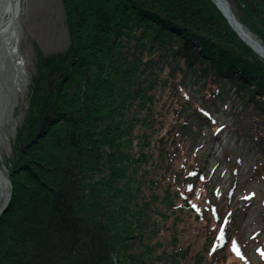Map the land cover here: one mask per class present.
I'll return each mask as SVG.
<instances>
[{"label":"trees","instance_id":"trees-1","mask_svg":"<svg viewBox=\"0 0 264 264\" xmlns=\"http://www.w3.org/2000/svg\"><path fill=\"white\" fill-rule=\"evenodd\" d=\"M228 1L264 44V0ZM63 6L69 44L40 59L31 84L24 153L13 154L12 200L0 220V264H249L237 234L220 242L222 220L232 218L235 203L210 179H198L203 132L190 118L210 129L215 124L178 91L176 64L198 72L205 87L206 65L213 67L207 61L216 55L249 66L241 71L246 82L229 76L244 108L240 118L251 123L245 136L262 155L258 174L264 66L208 0H63ZM172 28L198 40L209 58L175 49V41L186 42L167 35ZM213 61L220 73L224 63ZM161 76L176 94L160 102L150 92ZM45 117L48 125L36 137Z\"/></svg>","mask_w":264,"mask_h":264},{"label":"rangeland","instance_id":"rangeland-1","mask_svg":"<svg viewBox=\"0 0 264 264\" xmlns=\"http://www.w3.org/2000/svg\"><path fill=\"white\" fill-rule=\"evenodd\" d=\"M208 1L214 6L227 26H230L226 19L227 17L221 10L211 0ZM224 1L231 6L228 0ZM232 13L240 25L246 28L238 20L235 10ZM66 17L63 0H24L23 14L16 25V36L13 39V46L16 52L12 55H6V71L3 70L0 74L3 89V93H0V98L2 97L0 102V165L7 173H11L14 152L19 149L20 154L24 153L23 139L25 134L21 127L27 124L31 109L33 108V106H30L31 99H33L30 88L34 79H37L39 61L42 57L64 53L67 50L69 35ZM230 30L247 51L256 55L252 48L248 47L237 36L233 28ZM166 34L179 35L186 42L184 43L186 45H184L181 41H175L176 44L173 45L175 49L183 46L185 49L187 48L191 57L195 54L201 55L204 59L209 58L202 50L203 45L201 46L200 42L195 38H187L184 33L174 28L171 31H167ZM173 40H176V38H173ZM261 44L264 47V44ZM151 46H156V44L152 43ZM188 46L191 47V50ZM146 48L149 49V47ZM167 57V62H172L171 55ZM216 58L217 61L224 63L225 67L223 69L228 68L232 73L228 70L224 72L222 69L220 73L214 74L215 71L220 70L214 66H219V64L213 61ZM215 59L211 58L207 61V63H213V67L210 70L207 67L208 65H206V68L204 67L207 69L208 75L206 76L209 79V85L206 87L200 74H197L198 72L190 75L191 73H187L186 69H183V62L176 64L174 63L176 61H174L171 65L176 64V67H178L176 73L177 79H175V83L179 85L178 91L181 92L182 90L190 98L192 97L194 101L193 107L206 110L210 114L211 119L213 121L216 120L217 127L221 129L219 133L213 134L214 126H211L210 129L209 125L197 120L195 116L190 118L193 126L197 127V125H200L199 128L203 132L200 138L202 148H200L201 150L197 154L200 169L204 174L210 173L209 176H211L213 185H218L224 192L233 182H236L242 188V191H240V187H238L234 195L238 203L235 206L234 225L231 231L236 230L238 233L241 231L238 237H240L241 241L248 242L249 257L252 263L259 264L261 256L257 250L261 248L264 251V172L261 175H257L255 173L257 166L255 165L260 158L262 159V155L256 142L250 141L245 136L247 130L251 127V123L249 122V118H240L241 114L239 113H242L244 108L241 103L242 101L239 100L236 94L237 91H235L236 89L231 79L233 75L244 80L247 77V73H242L241 71L244 70L243 68L249 69V66L242 64L239 59L235 63V58L221 60L216 55ZM242 61L245 60L242 59ZM259 63L264 65L262 61ZM200 68L203 69V67ZM200 68L196 67L195 70L200 71ZM170 72V67H168L164 74L169 76ZM185 73H187V76H183ZM14 75L15 77L18 76L16 77V82L11 81ZM160 79V85L155 86L154 90L150 93H154V95L157 93L155 99H158L160 95L162 98L158 100L161 102L166 99V94L171 95L174 87H172L173 83L171 81L169 83V80H166V78H162L161 76ZM6 80H8V85L5 83ZM245 80L244 82H246ZM161 81H164V83L161 84ZM250 87L253 89L252 86ZM54 90L55 87L50 82V93L54 92ZM175 92L176 90L173 91V93ZM213 93H217L218 96H215ZM167 100H170V97ZM167 106L168 104L164 107V110L169 108ZM188 112L190 115L194 113L191 109ZM44 119L49 121V117ZM36 137H38V134ZM29 144L31 145L32 142ZM236 159H239L240 162H235ZM229 160H231L230 163L227 162ZM233 168L237 170L236 176L231 175L230 170ZM213 171L214 174L211 175ZM248 190L251 199L248 200L250 204L246 208L244 201L241 202L240 198ZM187 236L190 238L196 237L193 233L191 236L190 234H187ZM255 236L261 244H256L255 240H251V237Z\"/></svg>","mask_w":264,"mask_h":264},{"label":"bare ground","instance_id":"bare-ground-1","mask_svg":"<svg viewBox=\"0 0 264 264\" xmlns=\"http://www.w3.org/2000/svg\"><path fill=\"white\" fill-rule=\"evenodd\" d=\"M213 2V4H215L220 10L221 12L227 17V19L230 21V24L232 26V28L234 29V31H236L237 36L247 44L248 47L252 48V50L254 51V53L256 54V59H257V63L258 61H262L264 62V47L262 46V42L261 40H259L255 34H253L252 32H249L248 29L242 27L240 25V23L236 20V18L233 15V10L234 8L232 6H229L227 4V2H224V0H211ZM20 2H22V0H6V4L4 5V8L1 9L0 11V74L1 71L5 70L6 67V55L7 54H14L16 52V50H14V46H13V39L16 36V25L18 23V21L20 20V18L18 19V17L23 14V5H24V1L22 2L23 4L21 5ZM0 4H3V0H0ZM231 26H228L230 29ZM258 65H261L260 63H258ZM264 66V65H263ZM261 67V66H258ZM17 69H19L17 67ZM260 69V68H258ZM224 72L227 70V68L223 69ZM6 71V70H5ZM224 72H222L223 74H225ZM192 75V74H190ZM228 75V74H227ZM183 76H187V73L183 74ZM18 77V76H16ZM16 77L15 75L12 76V82H16ZM6 85H8V80L5 81ZM0 93H3V89L1 86V81H0ZM2 98V97H1ZM1 98H0V102H1ZM47 118V117H45ZM45 119H43V123L40 125H44L47 126L48 125V121L44 122ZM214 124H215V131L217 129H220V127H217V123L216 120H214ZM40 126L36 129L35 134H39L42 130H40ZM214 133H217L215 132ZM30 145V144H29ZM0 171L2 172V178L0 179V196L4 199V197L9 193V189H8V184L5 181V178H7V180L10 181L11 184V199L10 202L8 204V207L5 211V214L9 208V205L11 203L12 200V191H13V187H12V174L11 173H7L4 168L0 165ZM3 214V215H5ZM3 217V216H2ZM262 258V257H260Z\"/></svg>","mask_w":264,"mask_h":264},{"label":"water","instance_id":"water-1","mask_svg":"<svg viewBox=\"0 0 264 264\" xmlns=\"http://www.w3.org/2000/svg\"><path fill=\"white\" fill-rule=\"evenodd\" d=\"M14 1V0H13ZM24 0H22V2H23ZM22 2H20V4L22 5L23 3ZM225 2V1H224ZM6 4V0H3V4H0V11H1V9H3L4 8V5ZM20 18V16L18 17V19ZM227 19V18H226ZM227 21H228V23H229V25L231 26V24H230V21L227 19ZM48 120L47 119H45V121L44 122H47ZM44 128V125H42V126H40V130H42ZM2 178V172L0 171V179ZM5 181L7 182V184H8V189H9V193L4 197V199H2L3 198V196L1 197L0 196V218L3 216V214H5V211H6V209H7V207H8V204H9V202H10V199H11V184H10V181L9 180H7V178H5Z\"/></svg>","mask_w":264,"mask_h":264},{"label":"snow or ice","instance_id":"snow-or-ice-1","mask_svg":"<svg viewBox=\"0 0 264 264\" xmlns=\"http://www.w3.org/2000/svg\"><path fill=\"white\" fill-rule=\"evenodd\" d=\"M189 190L191 191V188ZM246 199H251V197L250 196L249 197H246ZM226 223H227V221H225V224ZM219 239L222 240V241L225 239L224 228H220V236H219ZM229 243L232 245V249L231 250L237 256V258L240 259V260H245V257L241 253L238 245H236V243L234 241H229ZM223 246H224L223 244L220 245V247H223ZM213 251H215V248L213 249ZM260 254H261V257L264 258V251H262ZM245 264H247L246 261H245Z\"/></svg>","mask_w":264,"mask_h":264}]
</instances>
